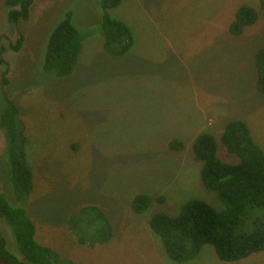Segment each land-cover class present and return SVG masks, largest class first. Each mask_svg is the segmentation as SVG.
Masks as SVG:
<instances>
[{
  "label": "rangeland",
  "instance_id": "rangeland-1",
  "mask_svg": "<svg viewBox=\"0 0 264 264\" xmlns=\"http://www.w3.org/2000/svg\"><path fill=\"white\" fill-rule=\"evenodd\" d=\"M4 1L0 46L9 64L7 90L29 140L34 186L25 207L37 242L71 264H264V251L224 262L208 244L191 259L171 260L150 233L148 212L137 214L129 205L144 192L164 197L149 212L173 214L190 198L221 208L216 193L200 182L191 143L207 131L217 141L218 157L238 162L220 140L230 119H243L264 151V95L255 89L253 62L264 46L259 0H123L111 12L136 38L122 57L103 49L96 0H80L76 21L88 36L72 73L63 77H41L37 63L44 36L68 0H35L29 19L18 27L8 24ZM242 3L257 8L259 17L232 36L228 24ZM18 32L25 39L12 51L8 45ZM172 139L183 148L170 150ZM5 148L1 132L0 189L15 202ZM86 204L102 209L111 223L112 236L104 244L77 243L66 224ZM1 231L8 249L20 256L4 221Z\"/></svg>",
  "mask_w": 264,
  "mask_h": 264
},
{
  "label": "trees",
  "instance_id": "trees-1",
  "mask_svg": "<svg viewBox=\"0 0 264 264\" xmlns=\"http://www.w3.org/2000/svg\"><path fill=\"white\" fill-rule=\"evenodd\" d=\"M35 0H5L8 24L18 27L28 20ZM80 0H68L59 10L44 36L37 70L41 77H63L72 73L78 62L83 42L88 33L78 26L76 18ZM123 0H96L99 8L98 28L104 51L113 56H125L135 44L131 26L111 11ZM264 10V0H259ZM257 8L240 4L233 12L228 32L239 36L246 27L258 20ZM18 32L8 49L18 51L24 42ZM0 46V136L4 133L6 173L15 202L0 189V261L3 264H71L53 248L35 239V225L25 207L33 191V168L28 153V136L20 118L19 108L11 99L8 62ZM255 89L264 95V46L256 49L253 57ZM226 150L238 157V162L227 163L217 155V141L207 131L198 133L191 143L195 162L200 163V182L214 191L221 203L216 208L207 201L190 198L177 212L170 214L156 210L149 212L154 203H163V196L137 193L130 200V208L137 214L148 212L147 226L168 258L184 261L195 257L201 247L210 245L217 258L236 262L264 251V151L253 138L249 126L240 118L228 120L220 136ZM170 150L179 151L183 144L178 139L168 142ZM10 228L17 250L7 247L1 223ZM66 224L76 242L92 246L104 244L112 236V226L105 212L96 205L86 204L71 213Z\"/></svg>",
  "mask_w": 264,
  "mask_h": 264
}]
</instances>
